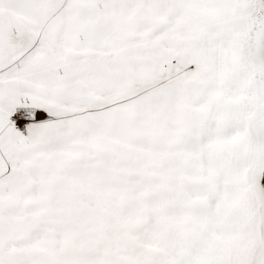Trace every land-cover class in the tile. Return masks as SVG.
<instances>
[{"label":"snow or ice","instance_id":"6c2138e0","mask_svg":"<svg viewBox=\"0 0 264 264\" xmlns=\"http://www.w3.org/2000/svg\"><path fill=\"white\" fill-rule=\"evenodd\" d=\"M0 264H264V0H0Z\"/></svg>","mask_w":264,"mask_h":264}]
</instances>
